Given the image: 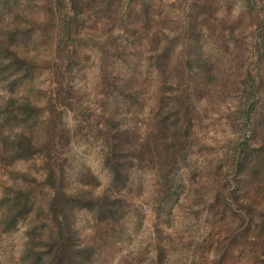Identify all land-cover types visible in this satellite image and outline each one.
Wrapping results in <instances>:
<instances>
[{"label": "rangeland", "instance_id": "rangeland-1", "mask_svg": "<svg viewBox=\"0 0 264 264\" xmlns=\"http://www.w3.org/2000/svg\"><path fill=\"white\" fill-rule=\"evenodd\" d=\"M74 1L87 6L0 0V31L14 34L7 43L26 62L8 53L0 62V264L47 258L57 193L110 195L121 207L112 221L75 213L71 257L85 264H264V181L233 174L248 114L264 115V0ZM117 45L125 55H113ZM194 47L202 68L192 64ZM166 62L171 85L159 68ZM181 77L198 92L190 120L178 118L189 133L169 182L145 156L124 187L115 185L104 164L106 126L113 120L147 141L161 100L180 102ZM58 81L72 90L55 108ZM125 84L132 97L121 93ZM168 144L178 151L175 139Z\"/></svg>", "mask_w": 264, "mask_h": 264}, {"label": "trees", "instance_id": "trees-1", "mask_svg": "<svg viewBox=\"0 0 264 264\" xmlns=\"http://www.w3.org/2000/svg\"><path fill=\"white\" fill-rule=\"evenodd\" d=\"M58 3V1H57ZM59 4V3H58ZM61 4V3H60ZM71 5L76 9V6L82 5L87 6L85 2L76 4L74 0H71ZM146 13V12H145ZM2 18L0 16V28L3 30ZM63 39L70 35L71 27L70 22H65L63 28ZM4 32V30H3ZM5 33V32H4ZM0 31V62L4 55L7 53L14 56V62L21 65L26 63L25 58H18L14 50L11 52L10 45L7 43L8 40H13L14 34L11 35L8 39L7 36ZM14 41V40H13ZM114 56L125 55L123 47L119 48L117 45L113 48ZM58 51L62 52L60 49V44H58ZM74 54L69 53L67 60L70 61L73 58ZM64 57V55H63ZM192 64L199 68L204 67V61L198 51L197 47H194L191 52ZM76 56L74 61H76ZM64 59L61 58V61ZM64 62V61H63ZM166 64L160 65V71L164 83L171 85L174 83V76L171 75ZM198 68V69H199ZM4 75V70L2 71ZM201 72L195 70L194 75H200ZM193 75V76H194ZM118 77L125 78L124 76ZM61 79V78H60ZM183 81H180L179 90H180V102H173L172 104H164L161 100V108L155 113V133L152 136L147 137V141H144L142 144H138L137 140L133 137L129 138L128 129L122 128L119 129V123L113 120H110V124L106 126V137L105 143L107 145V152L104 157V164L108 167L110 176L112 177L115 185H121L124 187L128 181V172L130 167H133L135 162L138 166H141L144 160H149V163L152 164V169L156 172L158 176L163 180L165 184L169 182L167 180L168 172L174 167L178 158L176 154H182L184 152V144L182 140L189 133L188 128L179 129L178 118L182 115V119L186 118L188 122L191 117H189V109L193 103V97H195L198 92V85L193 82L192 78H183ZM131 80V79H129ZM196 82V81H195ZM59 90L56 93V105H53L55 108L57 105H64L65 101L70 99L71 90L69 84H66V89H62L61 82L59 83ZM133 87L129 84H125L122 87L121 93L124 95L132 97L135 93ZM178 103V104H177ZM53 107V109H54ZM175 107L179 109L175 110ZM173 108L176 116L173 118H167L168 113L166 110ZM55 114V110L53 112ZM58 121L61 122L60 117L58 116ZM113 121V122H112ZM178 122V123H177ZM247 122L249 123L250 132L249 137L243 139L237 146L235 152L234 163H233V174L241 179L246 178V182L254 178L256 180L264 181L262 178L264 174V115L260 114L257 116H250L248 114ZM115 130V132H113ZM62 131V130H61ZM131 134V133H130ZM152 137V138H151ZM170 139H175L178 151L170 152L171 145H166V141ZM23 140V138H19ZM18 141V138L17 140ZM23 143L19 142L18 147L22 148ZM155 154V159H151V155ZM145 156H148L145 158ZM261 175V177L259 176ZM49 178L55 179V174H50ZM261 178V179H260ZM233 195L234 192H233ZM116 200L110 195H102L101 197L92 198L87 193H77L75 195L67 196L65 194H56V197L53 198L51 202V208L54 212L55 226H56V237L53 241L52 249L49 250L47 258L42 260L39 257H33L32 264H85V261L79 259H73L71 254L74 252L75 240H76V231L73 218L75 213L82 208H85L90 211L91 214L98 213V215L105 217L108 221L118 218L119 211L121 207L116 206ZM13 207L11 206L10 209ZM14 219V218H13ZM31 254V253H30Z\"/></svg>", "mask_w": 264, "mask_h": 264}]
</instances>
